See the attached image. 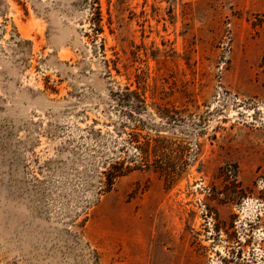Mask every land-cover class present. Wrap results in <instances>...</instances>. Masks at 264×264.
<instances>
[{"label":"rangeland","instance_id":"374dc122","mask_svg":"<svg viewBox=\"0 0 264 264\" xmlns=\"http://www.w3.org/2000/svg\"><path fill=\"white\" fill-rule=\"evenodd\" d=\"M0 264H264V0H0Z\"/></svg>","mask_w":264,"mask_h":264},{"label":"trees","instance_id":"16d2710c","mask_svg":"<svg viewBox=\"0 0 264 264\" xmlns=\"http://www.w3.org/2000/svg\"><path fill=\"white\" fill-rule=\"evenodd\" d=\"M98 19H97V24H98V30L99 31H102V27H101V21H102V17H101V12H100V10L98 11V17H97ZM140 149H141V151L143 152V153H145L146 154V151H145V148L143 147V146H140L139 147Z\"/></svg>","mask_w":264,"mask_h":264}]
</instances>
